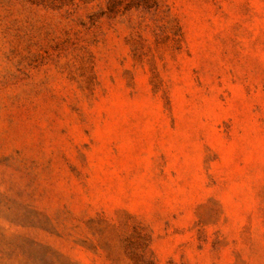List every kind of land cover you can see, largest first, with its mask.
I'll use <instances>...</instances> for the list:
<instances>
[{
	"label": "rangeland",
	"instance_id": "obj_1",
	"mask_svg": "<svg viewBox=\"0 0 264 264\" xmlns=\"http://www.w3.org/2000/svg\"><path fill=\"white\" fill-rule=\"evenodd\" d=\"M0 264H264V0H0Z\"/></svg>",
	"mask_w": 264,
	"mask_h": 264
}]
</instances>
